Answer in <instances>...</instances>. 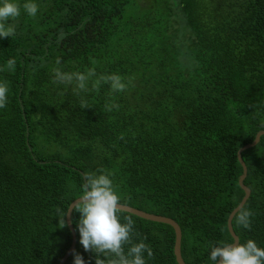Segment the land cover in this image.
<instances>
[{"label":"trees","instance_id":"obj_1","mask_svg":"<svg viewBox=\"0 0 264 264\" xmlns=\"http://www.w3.org/2000/svg\"><path fill=\"white\" fill-rule=\"evenodd\" d=\"M36 2L38 14L22 13L15 35L0 39L10 88L0 109V264H58L71 232L56 209L101 169L122 205L178 224L185 264H210V242H233L227 220L244 195L237 152L264 129V0ZM57 67L95 76L78 91L54 82ZM111 73L124 91L95 86ZM242 159L253 215L250 228L235 216L232 227L239 242L264 247V135ZM123 213L153 250L147 264H178L170 225ZM72 226L75 249L94 264Z\"/></svg>","mask_w":264,"mask_h":264},{"label":"clouds","instance_id":"obj_2","mask_svg":"<svg viewBox=\"0 0 264 264\" xmlns=\"http://www.w3.org/2000/svg\"><path fill=\"white\" fill-rule=\"evenodd\" d=\"M38 10L36 0H0V39L15 35L17 26L14 21L22 13L35 17ZM15 64V58L7 60L9 69ZM93 76L94 69L69 72L57 67L53 79L58 84L75 85L76 90L87 91ZM102 82L108 83L113 92H122L128 86L117 73L101 75L95 86ZM9 91L8 82L0 80V109L7 107ZM69 208L78 213L72 223L78 232L79 244L84 252L91 254L94 264H147V259L153 255L144 239H134L135 220L123 213L121 195L114 187L111 173L101 169L84 174L77 198L71 199L66 208L56 209L55 218L60 228L66 226ZM252 215L250 209L241 206L235 210L236 223L250 228ZM207 251L210 264H264V247L258 246L251 238L243 243L235 239L233 242H210ZM72 256V264H88L80 251L73 249Z\"/></svg>","mask_w":264,"mask_h":264},{"label":"water","instance_id":"obj_3","mask_svg":"<svg viewBox=\"0 0 264 264\" xmlns=\"http://www.w3.org/2000/svg\"><path fill=\"white\" fill-rule=\"evenodd\" d=\"M263 135H264V129L258 131L257 134L255 135V138L253 139V141L246 144L245 146L241 147L237 152V159H238V161L242 167V174L239 177V185L243 189L244 195H243L240 203L230 213L228 220H227L228 231H229L230 235L232 236L233 240L235 239V240L239 241V239H238L237 235L235 234L233 227H232V220L235 216V210H237L241 206H244V204L246 203V201L248 200V198L250 196V190L243 183V181L246 177V174H247V167H246V165L242 159V153L244 151L254 147L255 145H257L260 138ZM122 211L128 212L130 214H133V215L138 216V217L145 219V220H150V221H155V222H160V223L170 225L174 229V232H175L174 254H175L176 261L178 264H185L182 257H181V252H180L181 230L175 221H173L170 218L163 217V216L148 214L146 212L137 210L135 208H132V207L126 206V205H123ZM71 214H72V211H71V208H69V211L66 214V223H67V226L71 232V244H70L69 248L67 249L66 253L63 255V257L61 258V260L59 261L58 264H64L67 261V259L71 256L72 251H73V249H75V246H76V234H75V231H74L72 223H71Z\"/></svg>","mask_w":264,"mask_h":264}]
</instances>
